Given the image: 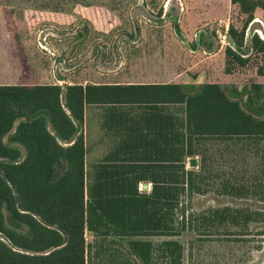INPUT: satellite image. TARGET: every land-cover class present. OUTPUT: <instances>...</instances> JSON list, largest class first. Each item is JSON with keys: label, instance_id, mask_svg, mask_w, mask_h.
<instances>
[{"label": "trees", "instance_id": "trees-1", "mask_svg": "<svg viewBox=\"0 0 264 264\" xmlns=\"http://www.w3.org/2000/svg\"><path fill=\"white\" fill-rule=\"evenodd\" d=\"M230 2L243 21L228 27L227 74L246 64V30L264 10V0ZM249 43L264 57V39L253 34ZM237 93L218 83L0 85V264H86L85 231L117 240L126 251L119 259L181 264L174 238L188 221L182 197L199 193L208 162H241L229 176L215 175L223 195L264 194V84L252 81L240 94L251 112ZM92 107L102 109L100 130L117 143L87 173L85 109ZM200 217L247 228L264 222V209L228 205Z\"/></svg>", "mask_w": 264, "mask_h": 264}, {"label": "rangeland", "instance_id": "rangeland-1", "mask_svg": "<svg viewBox=\"0 0 264 264\" xmlns=\"http://www.w3.org/2000/svg\"><path fill=\"white\" fill-rule=\"evenodd\" d=\"M242 21L230 0H0V77L32 86L105 82L115 74L131 83H218L225 90L236 88L241 106L251 112L240 94L252 81L264 84V57L250 50L249 40L256 34L252 26L248 25L251 28L247 27L240 50L246 64H229L232 71L225 72L228 27L232 23L239 28ZM199 37L202 43L194 48ZM209 42L213 47L206 48ZM101 114L100 108L88 110L87 173L97 155L114 145L111 136L99 135ZM253 162L251 158L244 161L252 170ZM207 164L203 181H198L199 193L182 197L188 221L174 238L183 246L181 264L264 263V222L231 227L200 217L228 205L261 211L264 194L240 199L223 195L221 179L215 175L231 174L235 166L240 170L241 162L236 165L229 156ZM185 166L192 168L189 160ZM159 239L163 238L153 241ZM85 240L88 264L125 263L119 258L126 251L111 236L99 238L85 231ZM150 264L168 262L153 259Z\"/></svg>", "mask_w": 264, "mask_h": 264}, {"label": "crops", "instance_id": "crops-1", "mask_svg": "<svg viewBox=\"0 0 264 264\" xmlns=\"http://www.w3.org/2000/svg\"><path fill=\"white\" fill-rule=\"evenodd\" d=\"M249 26H252L253 28H254V30H253V32L255 31V33L256 34H258V36L262 39V38H264V10H262V9H260V8H257L255 11H254V13H253V20L248 24ZM251 27H248V29H250ZM261 28H262V30H261ZM248 33L246 32V35H247ZM3 78V76L2 77H0V79H2ZM119 78V76H117V74H115V75H113V80H111V81H105V82H99V81H97V82H87V81H85V82H83V83H70V82H67V83H64L63 81V83H64V85H73V84H78V85H82V86H85V85H89V84H91V85H104V84H107V85H130V84H166V83H160V82H150V83H144V82H141V83H131V82H122L120 79H118ZM8 81V78H3L2 80H1V82H0V85L1 86H11V85H21V84H15V83H10V82H7ZM57 82H58V80H57ZM61 81H60V83L59 84H56V83H53V84H43V85H60V86H62L61 85V83H62ZM169 84V83H168ZM24 86H32V85H24ZM34 86V85H33ZM88 108H86L85 109V125H84V127H85V129H86V127H87V117H88ZM88 119H89V117H88ZM100 121H101V117H100V119H99ZM89 122V121H88ZM87 129H86V133H87ZM102 134H105V133H103L101 130L99 131V135H102ZM84 137H85V131H84ZM94 141H95V139H94ZM96 143H98V144H100L99 142H97V141H95ZM114 143L116 144L117 143V136L115 135V140H114ZM85 146L87 147V150H88V146H87V143L85 142ZM108 150V149H107ZM104 154V153H103ZM103 154H99V155H97V160L95 161V163L98 161V160H100V158L103 156ZM87 167V163H85V168ZM90 166H88V168H89ZM147 188V187H146ZM148 189H149V186H148ZM120 261L122 260V261H124L125 263H127V264H130V262H133L132 260H135L136 262H138L137 261V259H119ZM86 261H87V263L86 264H88V259H86Z\"/></svg>", "mask_w": 264, "mask_h": 264}, {"label": "water", "instance_id": "water-1", "mask_svg": "<svg viewBox=\"0 0 264 264\" xmlns=\"http://www.w3.org/2000/svg\"><path fill=\"white\" fill-rule=\"evenodd\" d=\"M143 187H144V189L146 188V186H145V185H144Z\"/></svg>", "mask_w": 264, "mask_h": 264}]
</instances>
